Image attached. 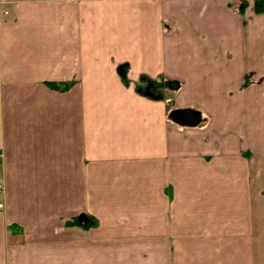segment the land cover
<instances>
[{
  "label": "crops",
  "instance_id": "crops-1",
  "mask_svg": "<svg viewBox=\"0 0 264 264\" xmlns=\"http://www.w3.org/2000/svg\"><path fill=\"white\" fill-rule=\"evenodd\" d=\"M240 1L0 0V264H264V9Z\"/></svg>",
  "mask_w": 264,
  "mask_h": 264
},
{
  "label": "trees",
  "instance_id": "trees-1",
  "mask_svg": "<svg viewBox=\"0 0 264 264\" xmlns=\"http://www.w3.org/2000/svg\"><path fill=\"white\" fill-rule=\"evenodd\" d=\"M239 10H242L243 6L245 5V1H240ZM253 9L255 11H261L264 9V0H253ZM125 66L119 65L118 71L121 77V80L125 83H127L128 78L125 75ZM246 84V79L243 82ZM47 84L54 88H64L68 85L66 81H48ZM163 81L162 78H153L145 73H140L137 77V79L134 81L133 86L134 89L142 94H145L152 98H162L164 87H163ZM175 107H172L171 101L167 102V114L171 109ZM196 110V109H194ZM169 117V115H168ZM180 124V123H179ZM181 125H187V124H181ZM97 223V219L89 214L84 213L82 216L79 215H72L65 219L64 224L65 225H78L81 227H88L91 225H95Z\"/></svg>",
  "mask_w": 264,
  "mask_h": 264
},
{
  "label": "water",
  "instance_id": "water-1",
  "mask_svg": "<svg viewBox=\"0 0 264 264\" xmlns=\"http://www.w3.org/2000/svg\"><path fill=\"white\" fill-rule=\"evenodd\" d=\"M169 117L180 124H196L200 119V113L198 110H194L190 107H175L168 113Z\"/></svg>",
  "mask_w": 264,
  "mask_h": 264
}]
</instances>
